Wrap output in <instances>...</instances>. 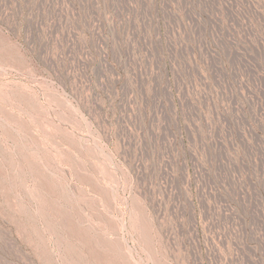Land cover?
Segmentation results:
<instances>
[{
	"label": "rangeland",
	"instance_id": "1",
	"mask_svg": "<svg viewBox=\"0 0 264 264\" xmlns=\"http://www.w3.org/2000/svg\"><path fill=\"white\" fill-rule=\"evenodd\" d=\"M0 264H264V0H0Z\"/></svg>",
	"mask_w": 264,
	"mask_h": 264
}]
</instances>
